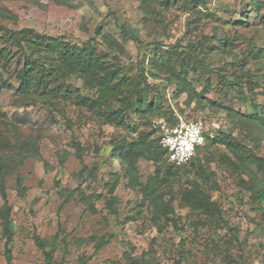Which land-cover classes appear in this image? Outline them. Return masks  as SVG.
Listing matches in <instances>:
<instances>
[{"label":"rangeland","instance_id":"374dc122","mask_svg":"<svg viewBox=\"0 0 264 264\" xmlns=\"http://www.w3.org/2000/svg\"><path fill=\"white\" fill-rule=\"evenodd\" d=\"M193 3L180 0L167 5L163 0H149L143 5L140 0H70L59 4L42 0L37 6L24 0H0V10L16 17L15 22L0 19V24L14 31L30 28L80 46L93 44L100 55L125 67L132 77L140 62L145 61L147 70H152L154 48L160 47L158 78L148 81L164 95L165 104L177 120L201 121L211 138L217 131L233 133L245 143L246 151L264 157L262 131L247 128L220 106L198 104L186 95L176 97L175 86L169 84L173 79L171 71L165 72L166 67L160 66L168 61L171 52H182V59L189 65V80L207 99L235 112H260L256 106L264 107V83L257 78L263 76L264 69L252 56L245 65L239 62L245 58L249 44L264 48V11L259 14L253 0H196L195 9ZM122 26L130 30V38L125 39ZM107 36L115 38L124 50L113 49L105 40ZM228 37L235 39L236 48L229 46V51L221 54L219 49L226 45ZM199 58L208 65L206 69L200 70ZM243 71L256 79L251 92L242 83L247 98H239L230 85ZM4 81L15 88L19 86L16 79L4 76ZM67 82L72 92L91 95L81 80L72 78ZM55 100L57 106L45 105L13 90L0 89V136L7 143L0 148V157L8 171L6 191L13 207L15 232L12 264H45L34 244V234L44 239L59 234L61 244L55 259L64 264H81L90 256L93 258L87 264H127L126 253L133 257L148 253V264H264V212L258 210L250 192L241 185L240 178L248 181L250 174L219 165L221 153L230 155L222 145L204 150L200 158L215 181L210 194L222 207L223 219L212 221L182 206L181 194L190 181L205 180L189 167L166 181L165 175L160 176L163 186L159 192L165 193L164 203L169 202L176 210L171 215L174 221L168 224L154 219L152 205L142 206L139 184L145 185L156 176L154 162L138 160L137 181L132 187L126 164L112 154L116 143L137 139L141 133L152 131V126L144 125L135 116L123 125L108 124L96 111L76 104L74 99ZM156 137V133L151 135L149 141ZM28 142L38 147L42 160L28 158L20 165L16 162L20 156L17 147H25ZM77 143L81 145L82 159ZM18 176L23 178V191L18 186ZM115 177L119 178L117 202L111 210L108 188ZM55 181L64 189L78 188L80 194L64 204ZM3 204L0 194V208ZM90 204L93 209H89ZM92 236L110 239V244L95 254L96 242L89 240ZM4 252L0 226V264H7Z\"/></svg>","mask_w":264,"mask_h":264},{"label":"trees","instance_id":"16d2710c","mask_svg":"<svg viewBox=\"0 0 264 264\" xmlns=\"http://www.w3.org/2000/svg\"><path fill=\"white\" fill-rule=\"evenodd\" d=\"M24 1L38 6L42 0ZM55 1L59 4L70 2V0ZM140 1L143 5L149 2V0ZM179 1L163 0L167 5L176 4ZM186 1L194 2L193 8H198L196 0ZM197 1L199 2V0ZM202 4L205 5V2L202 1ZM253 4L259 14L264 11V2L253 0ZM0 19L16 21V17L7 10H0ZM262 22L264 23V20ZM121 28L125 39L130 38V30L126 26ZM105 40L113 49L120 52L124 50L115 38L107 36ZM225 41L226 45L219 49L221 54H226L229 51V46L232 49L236 48L235 39L231 40L228 37ZM160 49L158 46L154 48L155 57L150 64L152 70H147L145 61L142 64L140 62L135 77H132L130 71H127L125 67L120 66L118 63H111L107 55H100L93 44L86 43L80 46L65 38H54L38 34L30 28L14 31L0 24V89L13 90L27 99L38 100L51 106H57L56 98H60V100L74 99L76 104L91 111H96L108 124L123 125L127 119L135 116L144 125H151L152 131L141 133L142 136L139 138L131 137L116 143L112 154L122 164H126V175L132 187L137 181L135 168L138 160L145 158L154 162L156 176L145 185L139 184L143 194L142 206L149 204L155 208L154 219L163 220L169 224L174 221V217H171V215L176 214L175 208L169 202L164 203L165 193L159 192L160 187L163 186L159 180L160 176L165 175L163 181H166L168 178L175 176L176 173L189 167H193L196 173H199V178H205V180L193 179L190 181L181 194L182 206L205 215L207 219L212 221L223 219L222 207L210 194V186L215 185V181L210 179L200 158V154L204 150L214 148L217 145H222L230 154L221 153V157L218 158L219 165L237 170L240 173L245 171L250 174L248 181L240 178L241 185L250 192V198L253 203L257 204L258 210L264 212V157L254 154L252 151H246L245 143L235 137L233 133L217 131L213 138L205 133V145L197 149L195 157L188 164L176 166L169 162L166 152L160 146V137L153 127V122L161 118L175 125L178 120L170 106L165 104L166 98L164 95L148 81L149 78H158L156 72H158L159 67L158 55L161 54ZM176 52L168 53V61L160 65L162 68L166 67L165 72L171 71L173 79L174 76L176 77L175 80L171 79L169 83L175 86L176 97L186 95L190 101H196L198 104L207 102L211 105L220 106V108L227 110L230 116L233 115L238 118L247 128H256L264 133V107L256 106V108L261 109L260 112L242 113L235 112L224 105H217L214 101L207 99L204 92H198L189 80V65L185 62V59H182V52L179 54ZM245 52V58L242 62H239L240 64L245 65L248 57L252 56L264 69L263 47L249 44ZM198 61L200 70L207 68L208 65H205L203 59L199 58ZM262 75L257 80L264 83V71ZM4 76L11 80L16 79L19 82L18 88L4 81ZM72 78L81 80L84 89L91 95L85 96L79 91L72 92L67 82ZM224 79H227V77H224ZM244 82L250 88H248V91H253L251 86L256 84V79L249 78L244 71L235 78L233 83L230 82L231 89L239 98H247L245 92H242V83ZM155 133L157 137L149 141L150 136ZM5 145H7L5 139L0 136V148ZM17 148L20 156L16 162L20 165L28 158L42 160L38 147L32 142H28L25 147L19 145ZM76 148L81 158V145L77 143ZM7 174L5 163L0 157V194L4 203L0 208V226L2 238L5 240L4 256L7 264H12L15 232L12 225L13 207L9 203L6 191ZM22 184L23 178L18 176V186L22 188ZM55 185L60 189L59 196L64 198V204L69 203L80 194L78 188L75 190L62 188L59 181H55ZM118 185L119 178L115 177L108 188L109 198H111L108 207L111 210H113V204L117 202L115 191ZM23 190L22 188L21 191ZM102 197L97 196L96 198L101 199ZM93 208V205L90 204L89 209ZM89 240L96 242L95 254L110 244V239H98L92 236ZM33 241L42 252L45 264H64L63 260L57 261L55 259V253L61 244L59 234L50 239H44L34 234ZM81 241L85 242L86 239ZM147 256L148 253H144L140 257H133L131 253L125 254L127 264H148L149 259ZM92 258L90 256L85 260L83 259L81 264H87Z\"/></svg>","mask_w":264,"mask_h":264},{"label":"built area","instance_id":"2783aa9c","mask_svg":"<svg viewBox=\"0 0 264 264\" xmlns=\"http://www.w3.org/2000/svg\"><path fill=\"white\" fill-rule=\"evenodd\" d=\"M160 137V146L167 154L169 162L176 166L188 164L197 149L206 142L205 129L201 121L178 120L172 125L164 119L153 122Z\"/></svg>","mask_w":264,"mask_h":264}]
</instances>
